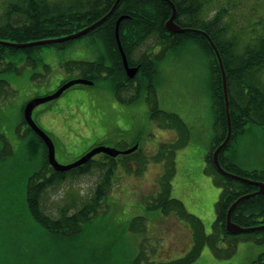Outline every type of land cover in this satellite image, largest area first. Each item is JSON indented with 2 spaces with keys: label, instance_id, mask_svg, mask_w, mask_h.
I'll list each match as a JSON object with an SVG mask.
<instances>
[{
  "label": "rangeland",
  "instance_id": "1",
  "mask_svg": "<svg viewBox=\"0 0 264 264\" xmlns=\"http://www.w3.org/2000/svg\"><path fill=\"white\" fill-rule=\"evenodd\" d=\"M16 2L19 0H0V22L8 17L9 5ZM200 2L202 20L211 21L222 13L218 27L224 29L225 41L238 43L237 54L242 55L264 38V0ZM163 51L158 38L152 37L133 54L134 61L147 53L156 61V73L152 77L155 88L151 91L145 88L140 75L141 93L134 102L117 99L114 87L117 81L105 71L96 84L73 86L60 98L34 110V120L54 141L56 158L62 165L76 162L99 146L125 150L140 142L136 152L116 158L117 173L98 214L74 238L46 231L28 209V184L46 162V149L35 141L36 133L29 131V125L24 123V109L30 101L46 98L80 76V71L69 70L67 63H103L113 67L107 36L98 31L66 47L46 45L31 57L22 52L7 55L0 61V80L11 86L0 90V264H157L182 258L190 251L191 248L184 255L175 254L182 253L186 242L177 241L178 232H182L176 224L180 218L150 208L151 201L161 193L159 179L166 169L156 177L153 168L144 178L133 172L134 168L140 173L147 170L149 160L155 156L149 152L146 157L142 146L151 139L156 141L152 135L155 136L157 124L151 117L156 100L162 111L176 114L185 127H175L179 136L175 149L179 170L176 166L175 172L178 170L179 174L176 178L172 174L170 183L175 190L170 196L180 201L189 214L213 227L222 188L215 183L216 189L208 185L193 188L204 171L202 159L216 123L208 55L193 41L166 50L165 56L158 59ZM12 66L17 70H10ZM257 79L264 86V70L257 74ZM123 96L128 99L130 93ZM74 107L82 113L83 107L96 115L70 113ZM84 126L87 128L83 129ZM227 151L233 153V160L243 168L264 171V127L248 125ZM102 157L99 154L95 159L101 162ZM101 167L91 168L83 175H68L47 187L41 199L44 214L58 219L64 212L68 215L79 212L92 200L104 177ZM154 177L159 182L153 183ZM138 218L143 219L136 228L134 222H140ZM183 222L190 227L188 221ZM212 232L206 230L207 235ZM228 244L223 241L222 246ZM237 244L230 258H214L215 254L206 245L190 264H254L264 253V243L242 238ZM142 251L147 254L140 261Z\"/></svg>",
  "mask_w": 264,
  "mask_h": 264
},
{
  "label": "trees",
  "instance_id": "2",
  "mask_svg": "<svg viewBox=\"0 0 264 264\" xmlns=\"http://www.w3.org/2000/svg\"><path fill=\"white\" fill-rule=\"evenodd\" d=\"M115 1L59 0V2L52 3L50 0H19V2L9 5L8 17L5 21L0 22V40L26 43L78 32L103 18L111 10ZM171 1L178 9L177 23L183 27L197 28L209 33L224 61L229 85L233 135L229 145L219 155L222 166L241 177L253 181H264V171L245 169L225 157V152L232 146L234 139L238 135L244 134L248 125L264 127V86L257 79V74L264 70V38H261L256 46L246 49L242 55H239L235 52L238 43L234 40L225 41L223 39L224 29L218 27L221 12L211 21H205L200 18V11L203 7L200 0ZM171 15L172 7L164 0H122L114 14L91 32L103 31L106 34L113 67L91 62L67 63L66 66L69 70H79L80 78L92 80L95 84L99 80L100 74L108 71L109 76L117 81L114 85L117 96L123 100L120 94L123 89L121 87H124L125 83L121 84V82L131 81L126 77L115 35L116 24L120 17L127 16L120 24L119 34L129 64L140 66V75L145 81L144 87L150 91L155 88L152 79L156 73L155 59L145 54L141 59L133 60V54L143 43L152 37H157L159 43L164 45L167 50L178 48L186 41H193L201 46L208 55L211 67V92L216 112V135L212 148L206 156V172L213 177L214 183L222 188V194L216 206L213 232L207 235L202 221L189 214L180 201L172 199L170 196V182L175 173V149L178 143L160 147L158 153L150 161H164L166 171L161 178V193L151 201L150 208L154 211L160 210L167 215L175 214L180 220L188 221L193 244L190 251L182 258L157 264H190L200 256L206 245L210 247L217 258H230L242 238L250 239L257 244L264 243V229L239 235H231L226 230L227 212L231 205L243 195L257 191L258 186L230 179L216 170L212 160L213 151L225 140L228 129L221 70L217 57L205 37L196 33L170 34L166 30L165 24ZM71 42L73 41L54 45L66 47ZM41 47L43 46L16 49L0 44V61L4 60L7 55L22 52L31 57ZM9 69L17 70L13 66ZM6 87L11 88L7 81L0 80V90H5ZM235 87L236 89H234ZM151 117L154 121H159L162 124L167 121L173 128L185 129L178 116L169 115L159 109L157 100L151 109ZM24 123L26 124L25 120ZM28 130L33 132L31 128ZM35 141L44 145L46 162L40 171L30 178L27 189L28 209L32 217L46 231L60 237L74 238L82 234L84 225L98 214L104 198L113 185L118 168L116 159L103 155L101 162L94 158L87 164L69 172H56L49 164L48 149L44 142L38 136ZM100 166L104 169V177L98 184L92 200L85 203L79 212L71 215L64 212L58 219H52L44 214L41 199L47 187L63 181L68 175L87 174L91 168ZM142 219L138 218V221H142ZM141 221L134 222L136 228L141 226ZM232 221L243 227H256L264 224V194L247 199L237 205L232 212ZM223 241L229 242L227 247L222 246ZM145 254L147 253L143 251L140 253V261L145 259ZM254 264H264V253Z\"/></svg>",
  "mask_w": 264,
  "mask_h": 264
},
{
  "label": "water",
  "instance_id": "3",
  "mask_svg": "<svg viewBox=\"0 0 264 264\" xmlns=\"http://www.w3.org/2000/svg\"><path fill=\"white\" fill-rule=\"evenodd\" d=\"M122 0H116L113 7L111 10L99 21L95 22L94 24L83 28L82 30L72 33V34H67L62 37L58 38H53V39H43V40H37V41H31V42H26V43H18V42H11V41H2L0 40V44L8 46V47H13L16 49H25V48H32L35 46H46V45H54L58 43H65V42H70L74 41L76 39L82 38L92 31L96 30L98 27H100L102 24H104L111 16L114 14L116 11L118 5L120 4ZM168 2L171 7H172V15L169 18V20L165 24L166 30L170 34H184V33H196L199 34L207 39L209 42L210 46L212 47L217 60L218 64L221 70V75H222V82H223V92H224V99H225V108H226V117H227V135L225 140L215 149L213 152L212 160L213 163L216 167V170L223 176H226L230 179H236L245 183L253 184L258 186V190L249 193L246 195H243L239 199H237L229 208L227 212V219H226V230L229 234L231 235H239V234H245V233H250L254 232L257 230H263L264 229V224L256 226V227H243L241 225H238L232 221V212L236 208L237 205H239L241 202L253 198L255 196H260L264 194V182L263 181H253L251 179H247L244 177H241L237 174L229 172L227 169H225L219 159V155L221 151L228 146L232 135H233V128H232V119H231V111H230V96H229V85H228V79H227V72L226 68L224 65V61L222 58V55L220 53V50L218 49L217 45L213 41L212 37L210 36L209 33H207L204 30L197 29V28H189V27H183L179 25L176 22V18L178 15V9L176 5L171 1V0H164ZM127 16H122L118 19L117 24H116V29H115V35H116V40L118 44V48L122 57L124 69L126 70V73L129 78H135L138 71L139 67H131L128 61V57L123 49L122 42L120 39V34H119V28H120V23L122 22L123 19H125ZM76 85H94V82L89 79L85 78H77L73 79L71 81H68L64 85H62L54 94L42 98V99H35L27 103L24 109V119L26 123L29 125V127L36 133L40 139L45 143L47 149H48V160L50 166L56 171V172H68L73 169H77L78 167H81L85 164H87L91 159H93L95 156L99 154H105L109 157L112 158H117L120 155H130L134 153L135 151L138 150V145H135L134 147L127 149V150H118L115 148H108L105 146H99L94 149H92L90 152H88L86 155L81 157L79 160L76 162L69 164V165H62L58 162L56 158V147L55 143L52 140V138L45 132L43 131L36 123L33 117L34 110L41 104L50 102L53 100H56L60 98L64 92L68 89H70L73 86Z\"/></svg>",
  "mask_w": 264,
  "mask_h": 264
},
{
  "label": "crops",
  "instance_id": "4",
  "mask_svg": "<svg viewBox=\"0 0 264 264\" xmlns=\"http://www.w3.org/2000/svg\"><path fill=\"white\" fill-rule=\"evenodd\" d=\"M114 106H115V104H114ZM77 111V112H76ZM69 112L70 113H75L76 112V114L77 115H79L80 114V112L81 111H78L77 109H76V107H74L73 109H70L69 110ZM211 137L209 138V145H208V147H207V149H208V151H206V153H205V155L203 156V159H202V163H203V167H204V171L202 172V176H201V179H200V181H199V183L198 184H196V185H193V188L195 189L196 187H198L199 185L201 186V187H204L205 185H208V186H210L212 189H216V187H215V185H214V179H213V177L211 176V175H209L207 172H206V156H207V154H208V152L210 151V149H211V147H212V143H213V140H214V137H215V131H214V128H212V131H211ZM170 135H171V137H172V140L173 141H176V139L179 137L178 136V133L176 132V131H172V133L170 132ZM152 137L156 140L155 142L151 139L148 143H145L142 147H143V149H144V153H145V155H146V157H148V153L149 152H152V153H156L157 152V150L159 149L158 147H159V145H160V143H162L163 142V140L165 139V138H167V135L162 131V130H156V132H155V136L154 135H152ZM128 148V147H127ZM181 151V150H180ZM142 153H143V151H142ZM232 154L233 153H229V152H227L226 153V157L228 158V159H230L231 161H234L233 160V158H232ZM177 155H179V153H177ZM145 156H144V158H146ZM235 162V161H234ZM235 163H237V162H235ZM238 164V163H237ZM177 166V163L175 164V167ZM147 168V170H143L142 171V173H140V172H137V168H134L133 169V172H135V174H137L138 176H142L143 178L144 177H147L148 175V173H149V171L151 170V168H153V169H155L156 170V175H155V177L159 174H161L162 173V171H163V164L162 163H149V165L146 167ZM177 169H178V166H177ZM179 170V169H178ZM178 170H176V172H175V178L178 176V174H179V171ZM208 174V175H207ZM154 177V181H152L153 183H156V182H158V179H156ZM129 178H130V176H129ZM175 190V187H174V185L172 184V186H171V192H173ZM129 192H132L131 191V189L129 190ZM163 214H160V216H162ZM204 219V218H203ZM202 221V220H201ZM216 221V220H215ZM176 224H177V226L179 227V229H181L182 230V232L181 233H179L178 232V240L177 241H180V240H186V242H185V245H184V250H182V253H178V252H176L175 254L177 255V256H179V255H184L188 250H189V248H191L192 247V233H191V229H190V227H187L185 224H184V222L183 221H181V220H176ZM203 224L205 225V231L207 230L208 232H212L213 231V227H214V225H213V227H211L210 225H209V223L206 225L204 222H203ZM163 240L165 241V238H163ZM249 245H250V243H249ZM161 247V246H160ZM162 247H164V245L162 246ZM208 250V252H211L210 251V249H207ZM181 258V257H180ZM214 258H217V257H215L214 256ZM179 259V258H178Z\"/></svg>",
  "mask_w": 264,
  "mask_h": 264
},
{
  "label": "flooded vegetation",
  "instance_id": "5",
  "mask_svg": "<svg viewBox=\"0 0 264 264\" xmlns=\"http://www.w3.org/2000/svg\"><path fill=\"white\" fill-rule=\"evenodd\" d=\"M160 45H162L161 43H160ZM163 47H164V51H163V53H162V55L160 54V56L158 55L157 56V58L158 59H161V58H163L164 56H165V53L167 52L166 50H167V48H165V46L164 45H162ZM151 58H152V56H150ZM132 67H139V65L138 64H136V65H132ZM140 67H139V71H138V73H137V75H136V77L135 78H129L128 76H127V74H126V77H128V79H130V81L131 82H127V80H125L124 82H121V84H124V87H121V88H123L122 89V92H121V94H120V96H122V99H123V95H124V93L125 92H127V93H130V97L128 98V103H130V102H134V101H136V99L140 96V93H141V90H140V77H139V75H140ZM125 70V69H124ZM126 73V72H125ZM115 87V86H114ZM115 92H116V89H115ZM116 97H117V99L121 102V101H124V100H121L120 99V97H118L117 96V94H116ZM126 102V101H125ZM160 109V108H159ZM161 110V109H160ZM82 111H83V113L82 112H80V114L79 115H96L95 113H92V112H89V111H87L86 109H84L83 107H82ZM162 111V110H161ZM164 112V111H163ZM165 113H168V112H165ZM169 115H175V116H177L176 114H172V113H168ZM116 115H120L119 113H116ZM182 121V120H181ZM156 122V124H157V127H156V130H162L166 135H167V138H165L164 140H163V142L162 143H160V145H159V147L158 148H160L161 146H163V145H173V144H176V142L177 141H173L172 140V137H171V135H170V132L172 133V131H176L175 130V128H173V127H171L168 123L169 122H165V123H161V122H159V121H155ZM183 122V121H182ZM116 127L117 128H119L120 127V125L118 124V125H116ZM85 128H87L86 126H84L83 127V129H85ZM214 130H215V128H214ZM139 144H140V142H138Z\"/></svg>",
  "mask_w": 264,
  "mask_h": 264
}]
</instances>
